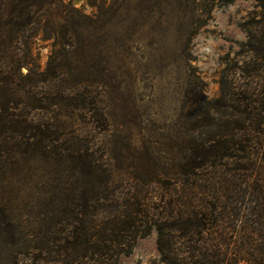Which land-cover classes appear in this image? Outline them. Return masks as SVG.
I'll list each match as a JSON object with an SVG mask.
<instances>
[{"label":"trees","instance_id":"trees-1","mask_svg":"<svg viewBox=\"0 0 264 264\" xmlns=\"http://www.w3.org/2000/svg\"><path fill=\"white\" fill-rule=\"evenodd\" d=\"M257 1L259 20L246 22L247 39L223 68L218 95L208 99L193 82L199 110L178 153L120 182L95 136L79 128L74 112L94 100L71 68L74 58L57 62L53 54L41 71L31 53L44 13L53 19L52 7L65 1L0 0L3 264H120L153 230L164 264H264V0ZM70 9L73 46L85 15ZM94 121L108 126L103 113ZM34 170L43 178L30 186L40 194L23 206L35 211L17 217L25 196L17 178Z\"/></svg>","mask_w":264,"mask_h":264},{"label":"rangeland","instance_id":"rangeland-1","mask_svg":"<svg viewBox=\"0 0 264 264\" xmlns=\"http://www.w3.org/2000/svg\"><path fill=\"white\" fill-rule=\"evenodd\" d=\"M64 1L52 7L53 19L44 13V26L30 39L31 53L41 71L53 54L57 62L74 58L71 68L87 100H94L74 112L79 128L95 136L98 153L120 182H133L132 172L143 177L147 166L162 168L178 153L199 110L197 86L208 99L218 95L223 68L247 39L246 22L259 20L261 11L257 0ZM70 4L85 15L83 24L74 25L73 46L67 44ZM100 113L108 119L104 128L94 121ZM37 171L17 178L25 195L22 208H14L17 217L35 211L23 205L40 194L39 185L30 186L43 178ZM156 240L154 230L139 238L120 264H164ZM5 248L0 240V258Z\"/></svg>","mask_w":264,"mask_h":264}]
</instances>
